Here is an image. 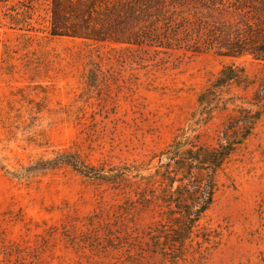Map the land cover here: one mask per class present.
<instances>
[{"label":"rangeland","instance_id":"rangeland-1","mask_svg":"<svg viewBox=\"0 0 264 264\" xmlns=\"http://www.w3.org/2000/svg\"><path fill=\"white\" fill-rule=\"evenodd\" d=\"M226 6L0 0V264H264V112L183 247L161 248L175 227L151 197L168 146H215L264 84V62L194 50L207 30L248 21ZM85 25L101 40L70 35ZM231 64L241 82L200 105ZM61 153L105 177L54 163Z\"/></svg>","mask_w":264,"mask_h":264},{"label":"trees","instance_id":"trees-1","mask_svg":"<svg viewBox=\"0 0 264 264\" xmlns=\"http://www.w3.org/2000/svg\"><path fill=\"white\" fill-rule=\"evenodd\" d=\"M227 4L233 12L250 13L248 21L236 22L235 25L221 24L205 33L206 42L195 46L194 50L214 47L221 55L239 57L249 55L252 59L264 62V0H210ZM85 32L72 31L71 36H83L88 39L101 40L93 29L86 28ZM52 35H62L51 28ZM145 37H149L145 34ZM165 47L171 44H164ZM241 71L234 65L223 67L215 80L197 98L198 103L206 104L219 100V92L231 82L240 83ZM245 107L238 105L234 114L227 119L218 142L215 146H203L192 142L174 141L165 153L167 161L163 170L157 172L158 193L152 190L151 197L166 208L165 219L175 227L171 229L168 242L160 244L162 249L173 250L183 247L203 213L210 207L216 188L215 175L229 157L252 134L255 125L264 112V84L255 92L252 101ZM54 163L70 165L84 176L103 179L105 176L97 172L94 166H88L76 155L61 153ZM156 177V176H155ZM154 180V178H151ZM159 236L150 237L159 244ZM172 237V238H171ZM204 242H210L213 236L208 232L202 235Z\"/></svg>","mask_w":264,"mask_h":264},{"label":"water","instance_id":"water-1","mask_svg":"<svg viewBox=\"0 0 264 264\" xmlns=\"http://www.w3.org/2000/svg\"><path fill=\"white\" fill-rule=\"evenodd\" d=\"M162 159H163V161H165V162L167 161V158H166V156H164Z\"/></svg>","mask_w":264,"mask_h":264}]
</instances>
